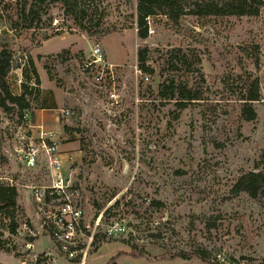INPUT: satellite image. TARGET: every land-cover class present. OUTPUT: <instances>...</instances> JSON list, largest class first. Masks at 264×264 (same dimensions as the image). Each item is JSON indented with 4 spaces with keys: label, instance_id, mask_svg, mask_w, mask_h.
<instances>
[{
    "label": "rangeland",
    "instance_id": "rangeland-1",
    "mask_svg": "<svg viewBox=\"0 0 264 264\" xmlns=\"http://www.w3.org/2000/svg\"><path fill=\"white\" fill-rule=\"evenodd\" d=\"M8 1L15 0H0V49L14 54L8 81L15 94L34 85L24 110L33 128L20 131L19 108H0V177L18 190L16 217H33L25 185L43 176L41 165L24 171L18 149L29 137L37 141L35 126L43 125L73 158L67 163L91 227L103 213L87 264H211L171 256L195 249L219 264H264V198L232 192L242 173L264 171V0L253 6L256 15L206 17L189 12L196 0H177L185 14L149 19L146 38L134 0L87 4L89 14L105 17L106 28L96 31L110 29L93 35L75 26L61 1L41 6L38 28L15 27ZM141 48L154 72L140 69ZM171 78L203 95L178 119L159 92ZM255 78L261 99L249 121L241 98ZM115 199L121 205L105 216ZM10 221L0 216V264H31L34 255L54 252L48 236L27 251Z\"/></svg>",
    "mask_w": 264,
    "mask_h": 264
},
{
    "label": "trees",
    "instance_id": "trees-1",
    "mask_svg": "<svg viewBox=\"0 0 264 264\" xmlns=\"http://www.w3.org/2000/svg\"><path fill=\"white\" fill-rule=\"evenodd\" d=\"M48 0H15L7 2L9 7L16 8L15 27L21 26L24 29L38 28L42 24L40 15L41 6L46 4ZM61 1L67 13L72 17V21L80 30L89 35L96 33L108 34L110 29L96 31L97 28H106L105 17L91 15L88 12L89 5L93 4L94 0H49V2ZM82 2V3H81ZM261 0H196L193 3V8L190 13L199 16H226V15H256L258 8L252 9L255 4H260ZM133 6L137 8V24L142 38L147 37L148 20L159 16L160 14L167 15L171 18H177L181 14H185L183 8L178 6L177 0H134ZM174 12H177L175 15ZM73 27V26H72ZM72 27H69L72 29ZM48 38V37H47ZM148 49L141 48L138 52L140 69L147 72H154L146 65ZM14 54L13 51L6 45L0 49V108L9 113L14 107L19 108V122L21 123L24 110L30 107V101L27 96L34 93V85L31 83H23V91L20 94H15L8 81V76L13 69ZM31 72L36 83H40L39 74L36 70L34 62L29 61ZM259 80L257 78L251 81V84L246 88L243 100L242 116L244 119L252 121L256 119L257 113L253 106L255 101L261 99L259 90ZM160 96L163 100L173 102L175 105L174 117L178 119L180 113L186 109L191 103L198 102L203 99V95L188 82H180L174 78L165 80L160 86ZM232 192H246L253 199L264 198V171L251 170L242 173L235 181L232 187ZM18 190L16 186L7 183H0V216L3 214L10 218L9 231L11 234L16 232L18 223L16 222L15 211L18 204ZM116 194L112 196L114 198ZM111 198V199H112ZM121 205V199L110 205L104 212V215L110 217L113 212ZM160 205L159 201L153 200L151 206ZM103 206L99 207L102 210ZM100 233L97 232L94 243L98 241ZM134 248V247H133ZM134 255V254H133ZM142 256L143 254H139ZM136 256V255H134ZM181 257L184 260H191L194 257L200 258L203 261L211 264H219L211 260L210 252L204 249H195L193 251L177 250L172 255Z\"/></svg>",
    "mask_w": 264,
    "mask_h": 264
},
{
    "label": "built area",
    "instance_id": "built-area-1",
    "mask_svg": "<svg viewBox=\"0 0 264 264\" xmlns=\"http://www.w3.org/2000/svg\"><path fill=\"white\" fill-rule=\"evenodd\" d=\"M29 123L26 112L18 125L20 131L27 126L33 128ZM35 127L37 141L34 137L24 141L18 158L24 171L36 170L41 165L43 176L38 184L25 185L31 192L34 215L24 221L16 217L18 227L12 235L24 240L27 251L35 249L34 241L39 236H48L52 241L54 252L34 255L31 264H64L59 257L66 262L87 264L103 213L91 227L82 207L81 189L74 180V169L67 163L73 158L60 150L55 132L45 130L43 125ZM3 180L9 181L0 177L1 183Z\"/></svg>",
    "mask_w": 264,
    "mask_h": 264
},
{
    "label": "water",
    "instance_id": "water-1",
    "mask_svg": "<svg viewBox=\"0 0 264 264\" xmlns=\"http://www.w3.org/2000/svg\"><path fill=\"white\" fill-rule=\"evenodd\" d=\"M115 201H116V199H115ZM112 204H113V203H112ZM106 209H107V208H106ZM106 209H105V210H106Z\"/></svg>",
    "mask_w": 264,
    "mask_h": 264
}]
</instances>
